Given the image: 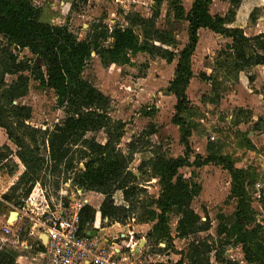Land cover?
<instances>
[{"label": "rangeland", "instance_id": "obj_1", "mask_svg": "<svg viewBox=\"0 0 264 264\" xmlns=\"http://www.w3.org/2000/svg\"><path fill=\"white\" fill-rule=\"evenodd\" d=\"M31 1L42 10L41 22L66 27L78 39L88 40L100 47L112 48V32L116 28H131L140 44L162 45V49L174 52L182 50L188 42L189 24L179 20L177 14L183 11L182 17L186 16V4L191 0ZM234 5L230 0H212L210 13L214 17L226 18L224 28L242 30L250 39L252 49L258 55H264V0H241L237 6ZM153 28L169 35V47L163 45L162 39H153ZM198 36V45L191 59L194 78L186 89L194 111L188 120L190 145L194 154L202 160L210 156L224 158L243 171L245 188L255 213L253 224L260 225L259 235L264 237V66L236 68L231 39L207 29L199 30ZM12 58L16 61L15 65H28L30 68L39 62L29 51L0 39V86L3 85L0 87V114L4 115L10 105L31 110V118L24 123L25 127L8 121L23 148L17 147L14 139H9L5 129H0V156H4L0 162L10 167L0 170L4 176V194L10 198V203L0 198V251L15 253L13 239L4 235L2 230V222L10 217V212L26 209L29 199H32L29 211L55 198L68 203L72 193H77L76 189L81 192L77 199L89 205L87 196L95 192L84 191L73 183L75 171L82 169L85 163L78 155L75 165H80L69 175L51 171L48 140L53 129L64 123L66 114L58 106L55 93L40 87L31 71L13 74ZM176 64L175 61L168 63L159 56L141 54L131 56V64L127 66L112 63L104 66L93 54L83 72L84 80L111 100L108 116L112 120L113 147L125 152L130 143L138 146L128 166V171L136 177L131 180V185L138 187L132 204L126 202L121 191L111 195L114 206L130 207V210L133 207V210L127 214L124 223L107 221L108 224L103 225H121L119 233L115 230L112 233L123 234L121 241L140 245L156 264H254L247 262L237 235L233 233L235 201L231 199V177L224 166L215 162L178 171L179 176L187 180L191 178L201 187L191 209L200 218L201 224H210V228L182 238L177 230L180 213L174 211L169 216V238L159 240L157 236H149L157 223L152 220L151 211L158 213L156 203L162 192L155 170L157 156L177 159L185 152L179 128L173 124L177 101L170 93V83L175 78ZM19 76L24 77L23 83H18ZM15 84L17 91L26 88V96L11 103L8 91ZM32 130L41 133H33ZM149 131L155 134L147 137L145 134ZM91 138V135L87 136V139ZM95 138L101 144L108 139L106 131L96 134ZM6 149L27 156L13 172L10 169L16 163L5 162L4 158H9ZM38 158L41 159L39 166L36 162ZM192 161L199 163L194 158ZM19 173L22 176L18 177ZM99 195L104 201L103 194L95 196L100 201ZM5 204L12 205L15 210ZM95 207L99 208V204ZM123 216L124 213L120 218ZM10 218V222H14ZM22 220L21 239L29 242L26 232L29 221L26 218ZM221 227L226 229L223 235L219 232ZM205 244L212 249L207 258L209 261L203 255L208 248ZM196 247L201 256L194 262L196 256L193 250ZM182 253L187 257L180 263Z\"/></svg>", "mask_w": 264, "mask_h": 264}, {"label": "trees", "instance_id": "obj_2", "mask_svg": "<svg viewBox=\"0 0 264 264\" xmlns=\"http://www.w3.org/2000/svg\"><path fill=\"white\" fill-rule=\"evenodd\" d=\"M230 1L236 4L234 6H237L241 0ZM211 4L212 0H194L191 10L186 16L182 17L183 11L178 12V19L188 22L189 33L186 46L175 52L162 49V45H149L148 42L140 44L131 28H116L112 32L113 46L109 49L95 45L88 40H80L66 27H57L41 22L42 10L36 7L31 0H0V39L29 51L32 56L38 59L39 63L30 68L28 65H15L16 61L12 58L11 69H15L13 70L14 75L31 71L40 87L50 89L55 93L58 106L66 114L64 123L53 129L48 140L50 162L52 163L51 171L54 174L67 176L80 165V163L75 165L76 155L85 161L83 168L75 171L73 183L84 191L104 195L105 200L100 207L103 224L107 221L108 223H124L128 218L127 214H131L130 211L133 210V207L130 210V207L114 206L111 195L116 191H121L124 193L126 202L132 204L134 193L138 191V187L131 185V180H135L136 177L128 171V166L133 155L137 153L138 146L135 143H130L125 152L113 147L112 120L108 116L111 100L99 89L85 81L83 72L93 54L99 57L104 66L109 63L127 66L131 64V56L135 57L141 54H147L150 57L159 56L168 63L175 61L177 63L174 71L175 78L170 83V93L175 96L177 101L173 124L179 128L180 142L184 146L185 152L177 159L157 156L155 170L160 179L162 192L156 203L158 213L151 211L152 220L157 223L149 236H157L159 240L163 237L169 238V216L174 211L180 213L177 230L182 238L206 232L210 228V224H201L200 218L191 209V204L200 194L201 187L191 178L187 180L185 177L179 176L178 171L186 167H202L215 162L224 166L232 180L231 199L235 201L232 228L233 233L237 235V242L241 244L247 262L264 264V246H262L264 237L259 235L260 225L253 224L255 213L245 188L243 171L224 158L216 159V157L210 156L202 160L201 157L194 154L190 145L191 127L188 120L194 111L187 98L186 89L194 78L191 59L198 45L199 30L207 29L232 40L231 49L234 52L236 68L264 66V55H258L252 49L250 39L244 35L242 30L224 28L226 18L212 16L210 13ZM140 21L145 23L142 19ZM153 31V39L156 41L162 39L163 45L170 46L167 43L169 35H163V32L155 28ZM18 80L19 84L25 81L22 76H19ZM13 87L8 91L11 103H13L12 100L26 96V88L20 92L15 90L17 84ZM5 112V116L0 114V129H5L9 139H14L16 146L21 149L23 148L21 141L14 136L8 121L15 125L21 123L22 127H25L24 123L31 118V110L28 107L10 105ZM150 128L154 129L153 126ZM102 131H106L108 138L105 144L98 143L95 138V135ZM32 132L41 133L36 130H32ZM154 134L155 132L149 131L145 135L148 137ZM88 135H91L92 138L87 139ZM6 150L9 152V158L5 157V162L15 161L16 163L10 169V172H13L20 166L19 162L26 159L27 156L20 152L13 153ZM2 157L4 156L1 155L0 158ZM193 158L199 160V163H194ZM44 161L45 159L42 163ZM36 162L39 166L41 159H36ZM1 164L0 162V170L10 168L8 165ZM19 176L22 174L19 173ZM3 181L4 176L0 172V198L6 203H10V198L4 194L6 189L3 187ZM122 213L125 216L120 218ZM95 216L96 210L85 205L81 212V227L83 228L87 224L92 225ZM220 229V234H225L226 229L223 227ZM205 247L208 246L205 244ZM211 252L212 249L208 247L203 254L206 255V260L209 259ZM193 253L196 259L193 256L192 260L198 261L201 256L199 248H194ZM182 257L180 263H183L187 255L182 253ZM216 260H219V257H216ZM0 264H17L16 255L6 250L0 251Z\"/></svg>", "mask_w": 264, "mask_h": 264}, {"label": "built area", "instance_id": "obj_3", "mask_svg": "<svg viewBox=\"0 0 264 264\" xmlns=\"http://www.w3.org/2000/svg\"><path fill=\"white\" fill-rule=\"evenodd\" d=\"M76 192L68 203L55 198L31 211L28 209L32 199L25 204L22 215L33 226L44 264H156L141 247L121 241L123 234L112 236L110 243L104 244L92 236V225L82 228L81 212L85 204L77 199L81 192L77 189ZM4 232L10 234L7 228Z\"/></svg>", "mask_w": 264, "mask_h": 264}, {"label": "crops", "instance_id": "obj_4", "mask_svg": "<svg viewBox=\"0 0 264 264\" xmlns=\"http://www.w3.org/2000/svg\"><path fill=\"white\" fill-rule=\"evenodd\" d=\"M68 2V1H66ZM192 4H193V0L190 1L189 4H186V6H188V9L186 10L185 8V11H186V14H188L192 8ZM222 17V16H221ZM102 92V91H101ZM90 197L89 194L87 196V202L89 203L90 206H92V208H94L97 213H96V216H95V220L92 224V227L90 228L91 230V233H92V236H96L98 237L99 239L102 240V243H110V238L112 236H115L114 233H112L114 230L115 232L119 233L118 230L119 228L122 229V226L119 225V224H115L113 226H104L103 223H102V219H101V215H100V212H99V209L102 205V203L104 202L103 197H100V201L98 199L97 196L95 195H98V194H93V193H90ZM93 201V202H92ZM100 202V203H99ZM99 204V208H96L95 206ZM7 205V204H5ZM9 207H11L13 209V206L12 205H7ZM15 210V209H13ZM15 212H10L9 213V216L11 217V214L12 213H15L16 214V217L14 220V222H10V217H6V219L2 222V230L4 229H8L10 230V234H5L6 236H11V240L13 239V248H14V254L16 255V262L17 264H44V261H42L41 259V256H40V253H41V248L40 246L38 247V240L36 238V236L33 235V232H32V229H33V226L32 224L29 222L26 223L27 225V229H26V232H28V238L29 239V242L28 241H23L21 239V222L23 221L22 219L24 218L23 217V210H15ZM27 220V219H26ZM26 234V233H25ZM31 240V241H30ZM30 243V244H29ZM139 248L141 247L140 245L138 246ZM24 253V254H21V253Z\"/></svg>", "mask_w": 264, "mask_h": 264}, {"label": "water", "instance_id": "obj_5", "mask_svg": "<svg viewBox=\"0 0 264 264\" xmlns=\"http://www.w3.org/2000/svg\"><path fill=\"white\" fill-rule=\"evenodd\" d=\"M13 215H15V217H16V214H15V213H12V214H11V217H12Z\"/></svg>", "mask_w": 264, "mask_h": 264}, {"label": "bare ground", "instance_id": "obj_6", "mask_svg": "<svg viewBox=\"0 0 264 264\" xmlns=\"http://www.w3.org/2000/svg\"><path fill=\"white\" fill-rule=\"evenodd\" d=\"M90 194V193H89ZM13 219H15V215L12 216Z\"/></svg>", "mask_w": 264, "mask_h": 264}]
</instances>
